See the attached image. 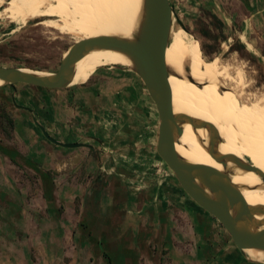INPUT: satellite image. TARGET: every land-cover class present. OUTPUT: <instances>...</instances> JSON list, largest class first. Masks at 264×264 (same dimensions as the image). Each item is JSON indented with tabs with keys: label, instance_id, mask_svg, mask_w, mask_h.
<instances>
[{
	"label": "rangeland",
	"instance_id": "rangeland-1",
	"mask_svg": "<svg viewBox=\"0 0 264 264\" xmlns=\"http://www.w3.org/2000/svg\"><path fill=\"white\" fill-rule=\"evenodd\" d=\"M169 2L174 12L172 29L181 28L175 35L179 42L197 45L208 61L242 63L247 79L253 80V91H264V0ZM40 22L0 26V67L56 73L73 39ZM87 76L86 82L97 86V108L102 109L90 121L82 114L77 119L61 114L62 124L57 126L51 125L47 112L38 111L35 100V109L28 102L51 89L23 84L0 87V150L14 156L11 160L0 151V264H69L72 258L64 246L71 241L62 233L65 216L72 214L74 228L86 197H96L100 201L94 207L99 209L101 203L107 212L109 244L138 247L153 255L155 264L162 263L164 245H172L165 236L168 230L184 235L196 226L212 254L228 256L224 264H264L261 253L249 251L248 259L239 252L222 225L164 170L156 153L157 112L138 76L124 67H101ZM31 117L54 140L91 149L51 144ZM40 172L52 180L51 207L43 197L45 181ZM129 199L132 209L125 208ZM130 214L137 216L134 233L113 237V229ZM216 260L219 264L221 258Z\"/></svg>",
	"mask_w": 264,
	"mask_h": 264
},
{
	"label": "bare ground",
	"instance_id": "bare-ground-1",
	"mask_svg": "<svg viewBox=\"0 0 264 264\" xmlns=\"http://www.w3.org/2000/svg\"><path fill=\"white\" fill-rule=\"evenodd\" d=\"M143 14L144 0H0V26L10 23L18 28L39 19L44 27L70 37L73 43L102 36L133 42ZM180 32L181 28L171 29L165 49L174 115L207 124L217 136L214 145L217 154L245 161L264 174V91H253V80L247 79L242 63L243 66L223 64L217 58L208 61L197 45L178 41L175 35ZM133 66L129 56L119 51L93 49L71 67L69 86L85 83L87 74L97 68L132 69ZM33 74L52 76L51 73ZM5 86L0 80V87ZM207 125L195 129L188 122L180 121L182 134L173 145L177 154L186 163L218 170L241 193L247 206L264 209V182L257 175L231 161L223 167L210 157L212 130ZM161 164L173 176L167 165ZM235 212L236 208L231 210L233 216ZM253 218L264 222L262 214H255ZM249 251L264 255L253 249L242 250L248 259Z\"/></svg>",
	"mask_w": 264,
	"mask_h": 264
},
{
	"label": "water",
	"instance_id": "water-1",
	"mask_svg": "<svg viewBox=\"0 0 264 264\" xmlns=\"http://www.w3.org/2000/svg\"><path fill=\"white\" fill-rule=\"evenodd\" d=\"M173 16L169 0H144L142 24L133 42L109 36L82 40L68 48L60 60L58 70L51 77L37 76L31 70L29 71L33 73L23 71L27 69L0 67V80L11 86L23 84L42 89H64L69 87L71 67L87 51L113 50L129 56L134 65L131 70L141 80L157 112L159 124L156 153L159 158L173 173L183 192L222 225L239 252L244 249L264 252V222L253 218L255 214L264 215V209L247 206L241 193L229 183L225 175L210 167L184 162L173 148L177 137L182 134L180 121L188 122L195 129L207 125L187 116H175L173 113L168 84L169 71L165 65V49L172 29ZM15 107L20 108L16 105ZM32 120L42 136L51 144L65 149L86 147L80 143L58 142L51 138L33 117ZM210 132L208 153L213 160L223 167L227 161H231L239 168L254 173L264 182L263 172L253 165L241 162L233 156L217 154L214 145L218 139L213 130ZM234 208L236 212L233 216L231 210Z\"/></svg>",
	"mask_w": 264,
	"mask_h": 264
},
{
	"label": "crops",
	"instance_id": "crops-1",
	"mask_svg": "<svg viewBox=\"0 0 264 264\" xmlns=\"http://www.w3.org/2000/svg\"><path fill=\"white\" fill-rule=\"evenodd\" d=\"M47 91L48 93H46ZM97 92L98 89L95 84L90 85L89 82H85L80 85L70 86L66 89L45 90L44 93L46 94L42 92L39 95H33L28 102H31V105L33 104L32 108L35 109V103L33 102L35 100L38 104V111L43 113L47 112L48 120L52 121V124H50L57 126L58 124H62L59 121L61 114L65 118L71 117L73 119H77L79 114H82L87 116L88 121H90L91 116L95 115L103 107L99 106L97 108ZM38 96L41 100H39ZM17 109L29 112V109L25 106ZM37 116L39 119H42L40 115L37 114ZM49 130H52V128ZM86 148L88 150L91 149L90 146H86ZM75 196L73 195L71 198H68V206L73 204ZM99 201L89 197L81 201L78 221L74 228L71 227L73 224L71 222L73 219L72 214L67 212L65 216V228L63 227L62 233L64 239H70L71 241L69 247L68 245L64 246L65 252L68 253L66 255L72 258L69 264H155L152 259L153 255L150 254L148 256L142 253L138 247L136 248L134 246L132 248L129 245L109 244V238L106 234L108 231L107 212L105 213L101 203L99 209L94 207L98 205ZM90 202L92 203L91 209L84 210L85 204L87 206ZM126 203L125 208L132 209L130 199ZM105 205L109 206L110 203H106ZM98 210H101V212ZM82 215L84 216L83 218H81ZM153 219V221L156 220L155 216ZM136 221L137 216L135 214L128 215L124 219V223L116 229H113V231L111 230L113 237L115 235L127 236L130 232L134 233ZM81 222L83 224L82 226H80ZM77 227H80V229ZM194 228L190 232H185L184 235L181 233L176 234V232L168 230L165 236L172 245L170 246L168 243L164 245L163 251H166V254L162 257L161 264H217L216 259H218V256L221 258L219 264H224L228 260V256L225 254L220 255V252L212 254L211 247L205 243L201 233L198 234V226ZM184 237L188 239V244H184ZM100 243L101 245L99 246ZM126 259L127 262H125Z\"/></svg>",
	"mask_w": 264,
	"mask_h": 264
},
{
	"label": "trees",
	"instance_id": "trees-1",
	"mask_svg": "<svg viewBox=\"0 0 264 264\" xmlns=\"http://www.w3.org/2000/svg\"><path fill=\"white\" fill-rule=\"evenodd\" d=\"M7 124H10V120L9 119H5ZM1 153L5 156H7L9 159H13V155L10 154L9 152L5 151V150H0ZM17 154V153H16ZM16 156V155H15ZM41 177L43 178L44 182V189H43V197L46 200V204L47 207H51L52 206V198H53V184H52V180L50 178V176L47 173L44 172H40ZM96 200V197L94 198ZM91 205L92 203L90 202L89 205L86 206L85 204V209H91ZM84 216L82 215L81 218H83ZM82 222L80 223V226H82ZM101 245V243L99 244V246ZM106 257V256H105Z\"/></svg>",
	"mask_w": 264,
	"mask_h": 264
}]
</instances>
